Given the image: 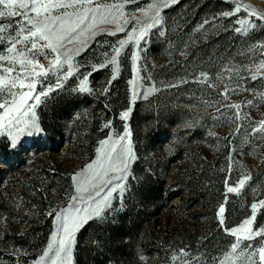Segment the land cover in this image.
<instances>
[{
	"label": "rangeland",
	"instance_id": "1",
	"mask_svg": "<svg viewBox=\"0 0 264 264\" xmlns=\"http://www.w3.org/2000/svg\"><path fill=\"white\" fill-rule=\"evenodd\" d=\"M37 192L32 264H264V0H0V202Z\"/></svg>",
	"mask_w": 264,
	"mask_h": 264
},
{
	"label": "trees",
	"instance_id": "2",
	"mask_svg": "<svg viewBox=\"0 0 264 264\" xmlns=\"http://www.w3.org/2000/svg\"><path fill=\"white\" fill-rule=\"evenodd\" d=\"M89 133L91 134L92 132ZM91 136L84 137L87 143L91 140ZM92 151L93 149L88 147L87 154L89 157L92 156ZM68 179L66 176L65 185L68 184ZM42 197V193L37 192L36 197L27 198L32 202V205H38L36 209L37 218H29L27 215L17 213L9 209L7 203L0 202V264H32L39 251L43 248L47 239L51 217L48 214H44L45 200ZM23 220H26L29 224L26 227L27 230L20 234L19 231L23 225ZM2 223H4L5 228H1ZM91 226L89 224L83 228V231L85 232ZM117 238L119 239V237ZM92 261V264H106L107 258L98 254ZM89 262L85 259L84 263L83 260H79V264H89Z\"/></svg>",
	"mask_w": 264,
	"mask_h": 264
}]
</instances>
